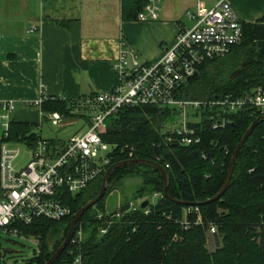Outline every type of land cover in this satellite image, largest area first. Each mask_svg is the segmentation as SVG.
Returning a JSON list of instances; mask_svg holds the SVG:
<instances>
[{"label":"trees","instance_id":"trees-1","mask_svg":"<svg viewBox=\"0 0 264 264\" xmlns=\"http://www.w3.org/2000/svg\"><path fill=\"white\" fill-rule=\"evenodd\" d=\"M121 2L124 17L130 20L136 18L145 4L144 0ZM241 26L240 43L224 57L204 63L198 75L185 87L184 96L208 100L225 93L237 95L256 87L264 89V17L254 23L242 22ZM72 103L64 99L44 101L41 111L79 116L71 112ZM158 110L155 105L127 106L106 119V129L101 136L115 145L106 170L112 164L128 160L120 150L122 146H135L133 159L168 164V167L163 165L168 173V194L190 202L205 201L219 191L235 146L251 122L259 120L238 152L225 192L218 200L198 205L201 223L195 224L196 214L188 212L189 226L185 228L181 224L183 209L189 206L164 197L163 179L154 166L134 163L113 169L104 196L125 177L141 179L137 190L124 197L121 204L124 208L129 200L145 199L155 192H161L162 197L149 204L147 214L140 202L104 235L98 233L102 223L97 218V214L105 210L99 205L104 196L87 209L77 223L84 229L82 264H264V114L250 116L249 110L241 111L234 114L233 122L222 130L191 123L200 135V143L181 146L164 143L162 120L172 112ZM34 127L11 120L9 139L14 141L21 137L29 144L35 139ZM102 176L78 194L66 198L72 210L66 218L59 221L39 219L30 226H20L26 236L37 238L39 246L36 262L31 260L23 264L45 263L62 243L73 214L96 196ZM210 223L217 226V233H224L223 245L213 253L204 248ZM52 235V249L48 250ZM72 249L74 245L68 244L54 264H72Z\"/></svg>","mask_w":264,"mask_h":264},{"label":"built area","instance_id":"built-area-1","mask_svg":"<svg viewBox=\"0 0 264 264\" xmlns=\"http://www.w3.org/2000/svg\"><path fill=\"white\" fill-rule=\"evenodd\" d=\"M144 1L136 19H158L161 0ZM186 16L189 25L179 26L173 44L163 50L159 60H140L133 47L124 43L120 45L114 62L118 83L109 90L83 95L73 101L71 112L84 118L86 128L69 139H46L34 131L35 139L29 144L21 137L10 140L9 114L15 106L10 100L0 102V232L23 237L26 235L20 228L22 225L30 226L39 219L59 221L71 214L66 198L78 194L97 180L112 159L115 145L104 141L101 133L106 129V119L117 115L123 107L155 105L159 112L168 110L172 114L179 112L186 118H195L183 121L179 127L169 131L163 128L164 143L181 146L200 143V135L190 126L191 123L222 130L233 122L232 116L241 111L249 110L250 116L264 114V89L261 87L237 95L225 93L208 100L184 96L189 83L187 79L198 73L204 63L227 55L242 38V20L228 0H217L212 6L198 1ZM46 99L42 96L29 105L41 110ZM44 116L53 125H58L66 117L58 111ZM21 142L27 146L29 157L24 165L16 167L14 161L20 149L12 144ZM120 150L127 159H133L137 149L124 145ZM202 156L205 158V153ZM163 165L168 167L167 163ZM157 197H162L161 192L140 200H148L147 206L142 208L145 214ZM140 202L129 200L125 208L119 204L114 209L99 212L97 218L102 223L99 235L106 234L120 217L135 210ZM188 212L196 214L195 224L201 223L198 206H189L183 209L181 224L185 228L189 226ZM206 233L216 234L217 226L208 224ZM34 240L38 245L37 238ZM83 240L84 229L79 224L69 242L74 245L70 251L72 264H82ZM4 253L5 249L0 244V264Z\"/></svg>","mask_w":264,"mask_h":264},{"label":"crops","instance_id":"crops-1","mask_svg":"<svg viewBox=\"0 0 264 264\" xmlns=\"http://www.w3.org/2000/svg\"><path fill=\"white\" fill-rule=\"evenodd\" d=\"M198 1L217 0H161L158 19L138 21L124 17L121 0H0V102L14 103V122L40 126L44 113L31 102L113 88L120 45L159 60ZM228 2L244 23L264 17V0Z\"/></svg>","mask_w":264,"mask_h":264},{"label":"rangeland","instance_id":"rangeland-1","mask_svg":"<svg viewBox=\"0 0 264 264\" xmlns=\"http://www.w3.org/2000/svg\"><path fill=\"white\" fill-rule=\"evenodd\" d=\"M187 25L189 23L187 22ZM166 46L165 48L169 47ZM140 57V56H139ZM142 60V58H140ZM189 86V85H188ZM195 118H186L185 115H166L163 120V128L165 131L179 127L183 121H191ZM86 128L85 120L83 117H65L58 125H53L48 119L43 118L42 123L38 127H34V131L40 133L46 139H69L75 133L83 131ZM20 149L18 158L14 161L16 167L24 165L29 157L27 154V146L21 142L19 144H12ZM141 183L139 177H125L120 180L113 188L106 192L102 202L99 204L103 209H114L119 204H122L124 197L133 194ZM140 198L137 199L140 202ZM153 199V202H156ZM258 230L257 228H255ZM58 237L60 235L58 234ZM57 237V238H58ZM175 237V236H174ZM54 235L49 238L48 250L52 249V242ZM224 233L219 231L216 235L206 234V241L204 248L208 253H213L216 249L223 245ZM0 244L5 249L1 264H23L27 261L36 262L38 256L39 246L36 244L33 236H18L0 232ZM57 264V263H56ZM60 264V263H58Z\"/></svg>","mask_w":264,"mask_h":264},{"label":"water","instance_id":"water-1","mask_svg":"<svg viewBox=\"0 0 264 264\" xmlns=\"http://www.w3.org/2000/svg\"><path fill=\"white\" fill-rule=\"evenodd\" d=\"M198 75V73H195L194 75L190 76L187 80L188 82H190L193 78H195ZM179 112H173V115H179ZM264 119V117H263ZM259 118L255 119L254 121L251 122L250 126L248 127V129L246 130V132L243 134V136L241 137V139L239 140V142L237 143V145L235 146L231 157H230V161H229V165H228V169H227V173H226V177L224 180L223 185L221 186V188L219 189V191L211 198L202 201V202H190V201H182V200H178V199H174L172 198L168 192H167V184H168V173L166 171V169L161 166L160 164L153 162V161H148V160H144V159H128V160H124V161H120L117 162L115 164H112L103 174L102 179H101V184L99 187V190L96 194V196L92 199H90L88 202H86L81 208H79V210H77L69 223V227L67 230V233L62 241V243L55 249V251L51 254V256L45 261L44 264H54V262L57 260V258L60 256V254L64 251V249L68 246L70 239L72 238V235L74 233V230L76 228V225L78 223V220L80 219V217L83 215V213L89 209L90 207H92L93 205H95L105 194L106 191V184H107V180L108 177L111 173V171L119 166H123L126 164H134V163H143V164H149L154 166L155 168H157L162 176L163 179V188H162V192L165 198L169 199L170 201L176 203V204H181L184 206H193V205H205L206 203L218 200L222 194L225 192V190L228 187V184L230 182L232 173H233V169H234V165H235V161L237 159L238 156V152L240 150V148L242 147V145L244 144V142L246 141L247 137L249 136V134L251 133V131L254 129L256 123L258 122ZM148 204V200H143L142 203L140 204L141 208L146 207Z\"/></svg>","mask_w":264,"mask_h":264}]
</instances>
